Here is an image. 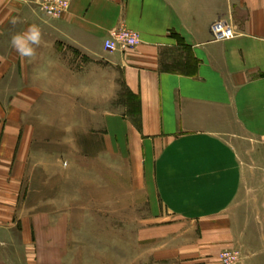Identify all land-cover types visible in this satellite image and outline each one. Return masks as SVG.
Returning a JSON list of instances; mask_svg holds the SVG:
<instances>
[{
  "label": "crops",
  "instance_id": "1",
  "mask_svg": "<svg viewBox=\"0 0 264 264\" xmlns=\"http://www.w3.org/2000/svg\"><path fill=\"white\" fill-rule=\"evenodd\" d=\"M65 1L0 0V264H69L70 220L118 188L171 215L158 250L264 264V0ZM116 28L139 43L104 50Z\"/></svg>",
  "mask_w": 264,
  "mask_h": 264
},
{
  "label": "rangeland",
  "instance_id": "2",
  "mask_svg": "<svg viewBox=\"0 0 264 264\" xmlns=\"http://www.w3.org/2000/svg\"><path fill=\"white\" fill-rule=\"evenodd\" d=\"M124 192L125 188H118L116 204L104 205L92 201L83 204V211L79 213L82 214L81 217L70 220L69 249L60 251L59 254L55 252L59 258H67L69 264H195L186 256V251H180L179 256H175L165 250L164 246L157 249L154 231L172 223V217L166 208L160 202H125ZM146 212H149L148 217H140ZM154 213L156 217L153 216ZM141 228L149 229V235L140 234ZM147 237L150 241L147 242L148 245L142 244ZM225 250L227 249L220 251L217 262L220 260L222 264H226L220 257ZM228 250L236 252L235 249ZM52 253L54 252H45V257H50Z\"/></svg>",
  "mask_w": 264,
  "mask_h": 264
},
{
  "label": "built area",
  "instance_id": "3",
  "mask_svg": "<svg viewBox=\"0 0 264 264\" xmlns=\"http://www.w3.org/2000/svg\"><path fill=\"white\" fill-rule=\"evenodd\" d=\"M41 7L50 17H58L66 8L65 0H40ZM211 30L217 40L233 37L232 28L225 21H217L211 25ZM110 37L104 42V50L112 52L118 49H125L136 46L140 39L137 33L126 28L114 29ZM226 264H233L237 260V252L225 250L220 254Z\"/></svg>",
  "mask_w": 264,
  "mask_h": 264
},
{
  "label": "clouds",
  "instance_id": "4",
  "mask_svg": "<svg viewBox=\"0 0 264 264\" xmlns=\"http://www.w3.org/2000/svg\"><path fill=\"white\" fill-rule=\"evenodd\" d=\"M41 38L42 34L39 26L32 24L22 33L13 34L10 43L18 56L30 58L35 55V48L33 46H38L41 43Z\"/></svg>",
  "mask_w": 264,
  "mask_h": 264
}]
</instances>
